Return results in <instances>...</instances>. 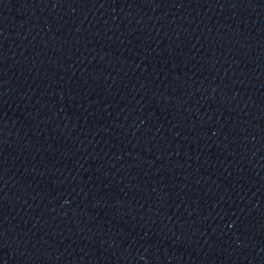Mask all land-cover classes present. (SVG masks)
I'll return each mask as SVG.
<instances>
[{"label": "water", "instance_id": "95a60500", "mask_svg": "<svg viewBox=\"0 0 264 264\" xmlns=\"http://www.w3.org/2000/svg\"><path fill=\"white\" fill-rule=\"evenodd\" d=\"M0 264H264V0H0Z\"/></svg>", "mask_w": 264, "mask_h": 264}]
</instances>
